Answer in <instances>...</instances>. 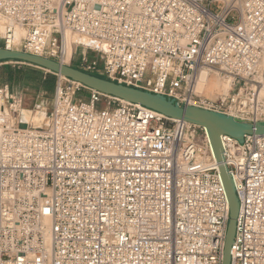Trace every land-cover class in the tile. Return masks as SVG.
Segmentation results:
<instances>
[{
	"label": "built area",
	"instance_id": "obj_1",
	"mask_svg": "<svg viewBox=\"0 0 264 264\" xmlns=\"http://www.w3.org/2000/svg\"><path fill=\"white\" fill-rule=\"evenodd\" d=\"M0 46L264 121V0H0ZM203 72L227 88L205 94ZM56 75L45 127L20 125L0 84V264H221L229 205L205 129ZM221 142L230 264H264V135Z\"/></svg>",
	"mask_w": 264,
	"mask_h": 264
},
{
	"label": "water",
	"instance_id": "obj_2",
	"mask_svg": "<svg viewBox=\"0 0 264 264\" xmlns=\"http://www.w3.org/2000/svg\"><path fill=\"white\" fill-rule=\"evenodd\" d=\"M21 62L58 74L79 82L87 88L121 100L138 103L169 118L179 119L205 129L213 155L218 163L219 174L224 185L229 205L227 228L224 237L221 264H230V248L233 241L238 213V198L233 178L224 162L221 135H229L242 142L245 135H264V121H243L232 115L212 111L195 105H182L167 96L151 93L139 88L90 74L74 66L58 61L0 46L1 62Z\"/></svg>",
	"mask_w": 264,
	"mask_h": 264
},
{
	"label": "rangeland",
	"instance_id": "obj_3",
	"mask_svg": "<svg viewBox=\"0 0 264 264\" xmlns=\"http://www.w3.org/2000/svg\"><path fill=\"white\" fill-rule=\"evenodd\" d=\"M72 41V40H71ZM82 48L78 47V51H80ZM87 53L91 56H97L94 51L88 50ZM100 59V58H99ZM10 63L11 65H19V66H27L32 69H37L38 71H41V75L45 77L48 74H52L48 72L45 69L26 64V63H21V62H7ZM5 63H0V66ZM73 64H76L74 62ZM55 77V86H56V80H57V75L52 74ZM2 84V83H0ZM10 87V91L13 94H16L18 96H21L23 99V107L20 115L18 116V120L20 122V125L22 126H30V127H45L48 124V118L51 112V106H52V101H53V96H54V91H55V86L53 90L45 89V88H37L32 85H22L18 83H13L12 85L8 84ZM209 89L205 94L209 95L212 88V83L208 87ZM88 94L87 89H82L80 92L77 93L76 98H81V99H86ZM99 107L104 106V102H101L98 104ZM38 111H42V119L39 121L38 124H34L31 120L26 117L25 113L32 114V115H37ZM21 120V121H20ZM27 122V123H26Z\"/></svg>",
	"mask_w": 264,
	"mask_h": 264
},
{
	"label": "trees",
	"instance_id": "obj_4",
	"mask_svg": "<svg viewBox=\"0 0 264 264\" xmlns=\"http://www.w3.org/2000/svg\"><path fill=\"white\" fill-rule=\"evenodd\" d=\"M0 83H7L10 85L18 83L53 90L55 86V77L52 74L43 77L41 71L37 69L5 63L0 66Z\"/></svg>",
	"mask_w": 264,
	"mask_h": 264
},
{
	"label": "bare ground",
	"instance_id": "obj_5",
	"mask_svg": "<svg viewBox=\"0 0 264 264\" xmlns=\"http://www.w3.org/2000/svg\"><path fill=\"white\" fill-rule=\"evenodd\" d=\"M68 41L69 40H71V36H69L68 35ZM206 72H203V73H201V78L203 79V80H205L206 79ZM211 79H210V77H207V79H206V83H205V85H204V91L205 92H207V90L209 89L208 87H209V85L211 84ZM212 87H215L216 89H217V91H219L220 89H223V90H225L226 88H227V84H223V83H221V84H219V83H216V84H213L212 83ZM213 89V88H212ZM42 111H38V114L37 115H30V114H28V113H25V115H26V117H28V119L29 120H31L34 124H38L39 123V121L42 119Z\"/></svg>",
	"mask_w": 264,
	"mask_h": 264
}]
</instances>
